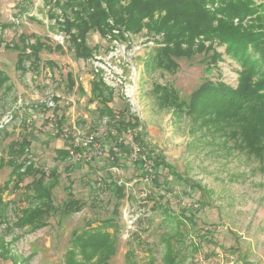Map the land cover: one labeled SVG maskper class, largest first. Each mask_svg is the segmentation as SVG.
<instances>
[{"label": "rangeland", "instance_id": "obj_1", "mask_svg": "<svg viewBox=\"0 0 264 264\" xmlns=\"http://www.w3.org/2000/svg\"><path fill=\"white\" fill-rule=\"evenodd\" d=\"M59 1L56 7L49 0H0V37L4 43L17 42L21 34H35L53 47L59 44L63 48L53 53L43 51L39 68H29L28 62L26 73L15 68L17 52L0 48V69L10 78L0 90V190L12 172L9 145L24 137L32 141L35 166L58 174L46 178V184H52L53 205L58 210L47 219V226L37 230L18 223L22 210L40 204L32 198L34 192L25 188L33 178L26 177L18 189L14 183L4 187L0 264H69L67 252L74 238L112 217L120 231L116 254L109 264H168L165 256L169 246L173 264H264V158L238 149L232 136L204 125L196 116L162 106L155 91L166 86L188 102L192 92L208 79L236 87L240 67L225 55V47L214 42V50L179 59V68L169 72L152 63L155 50L165 46L163 33L144 28L134 34L110 21L112 29L106 36L98 32L88 35L93 53L90 59L79 60L62 31V15L71 16L70 10L63 3L66 0ZM211 44L205 41L207 47ZM116 49L118 68L126 76L136 68L137 78L131 83L130 96L116 94L110 105L115 110L128 105L143 124L148 146L182 178L198 185L197 189L189 191L187 183L175 180L167 168L156 175L162 186L158 187L146 180L127 155L121 166L102 158L89 161V155L85 161H79L86 157L78 155L57 157V150L74 142L65 137L69 132L80 136L96 133L105 155H111L115 148L106 120L97 116L98 104L88 100L96 77L111 89L101 73H93L91 59L96 54L108 56ZM213 51L223 59L216 65ZM68 74L75 82L73 89L69 88ZM109 176L126 186L125 198L118 200L110 192ZM71 200L81 201L84 207L63 215V205ZM163 210H169L171 217ZM132 219L139 220L136 227L130 224ZM207 227L215 229L206 232ZM109 231L114 232L112 228ZM133 232L141 234L140 244L131 237ZM4 249L7 257H3ZM76 260H83L81 253Z\"/></svg>", "mask_w": 264, "mask_h": 264}, {"label": "trees", "instance_id": "obj_2", "mask_svg": "<svg viewBox=\"0 0 264 264\" xmlns=\"http://www.w3.org/2000/svg\"><path fill=\"white\" fill-rule=\"evenodd\" d=\"M53 6H59V0H49ZM70 10L71 16L62 15L64 24L62 31L67 35L70 46L74 49L75 57L79 60L90 59L93 48L88 45L87 39L91 32H98L100 36H106L114 26L124 28L126 31L137 34L144 28L149 32L163 33L165 46L155 50L152 63L159 69L175 72L179 65V59H191L203 52H210L213 43L225 47V55L237 63L240 67L238 83L236 87L211 79L203 82L189 97L188 102L180 100L175 90L166 86L155 89L162 106L172 107L174 111L190 116H196L206 126H214L222 134H228L234 139L237 148L259 159L264 158V3L254 0H66L63 2ZM237 20V23L235 21ZM203 39L202 41L200 39ZM199 40V41H198ZM205 41L212 44L207 47ZM17 52L16 70L26 73L31 69H38L41 61V53L47 51H61L63 48L57 44L52 46L35 34H21L17 42L4 43L0 37V48ZM212 62L215 65L223 61L222 55L213 51ZM30 63L29 68L26 67ZM51 63V62H49ZM53 64V63H51ZM10 81L7 73L0 69V90ZM69 88L73 89L75 82L71 74H68ZM78 86V90L82 91ZM116 93L109 89L99 77L91 82L90 98L88 103H97V116L106 120L108 136L113 138L115 148L111 155H103L96 159H107L113 165L121 166L124 155H129L136 144L154 166V183L162 187L156 175L160 170L168 169V174L175 180L187 183L189 191L199 186L191 184L184 179L162 156L144 140V127L139 118L133 115L128 105L115 110L113 103ZM62 129V128H61ZM128 131L133 135L128 138ZM67 138V137H66ZM67 139H71L67 138ZM97 139V138H96ZM98 140V139H97ZM68 142V140L66 141ZM65 142V145L67 143ZM99 142V140H98ZM32 141L24 137L21 141H14L9 145V162L12 165L10 183L18 189L26 177H32L33 181L25 186L27 191H33L32 198L40 204L22 210L18 223L21 227L28 226L37 230L47 226V219L58 209L53 205L52 184H46L48 176L55 177L56 171H47L35 166L31 160ZM57 150V157L66 159L71 152L74 155L84 157L91 155L93 148L73 147ZM72 155V154H71ZM85 155V157H86ZM94 155V154H93ZM111 157L113 159H111ZM85 159L79 161H85ZM142 170L140 162L135 163ZM114 166V167H116ZM158 177V176H157ZM110 192L121 200L126 196V186L120 182H114L109 176ZM151 183V182H150ZM165 183H163L164 185ZM169 185V184H168ZM4 187L0 190V221L4 219L2 210L6 203L3 200ZM168 188V186H167ZM187 195V194H185ZM117 204L114 214L117 215ZM84 204L79 200H71L63 205L62 214L80 212ZM189 210V209H188ZM169 210L163 213L170 218ZM187 219V218H186ZM193 219V216H188ZM139 220H134L132 225L137 226ZM113 229L112 233L109 229ZM213 227H207L205 231H212ZM120 229L115 218H107L102 224L84 230L73 240V247L67 252L69 264H90L94 258H98L94 264H109L110 258L116 254V235ZM131 237L140 244L141 234L131 233ZM130 237V238H131ZM132 238V239H133ZM195 241V237H192ZM196 243V242H195ZM201 239H199V243ZM169 246L165 256L168 264L174 263V258ZM3 257H7V249H4ZM77 253L82 254V261L76 260ZM130 256L132 251L128 253Z\"/></svg>", "mask_w": 264, "mask_h": 264}, {"label": "built area", "instance_id": "obj_3", "mask_svg": "<svg viewBox=\"0 0 264 264\" xmlns=\"http://www.w3.org/2000/svg\"><path fill=\"white\" fill-rule=\"evenodd\" d=\"M117 46L118 42L116 41ZM140 46H137L138 49ZM117 49L115 52H111L108 56L103 55H95L91 59V67L93 73H101L103 76L104 82L111 86L110 88L119 95L130 96L131 91V83H135V79L137 78L136 68L133 67L132 71L129 75H124V71L118 68V63H116L117 58L119 57L117 54ZM132 58V57H131ZM130 58V59H131ZM120 88V89H117ZM133 104V103H132ZM71 133V134H70ZM134 134L131 131H128V137L131 140ZM65 137L70 138L74 141L73 147H90L92 146L93 152L92 156L94 158H100L105 154L104 148L102 145L99 144L96 133L87 134L85 136H80V133H72L69 132L65 135ZM74 155L73 152H71ZM94 154V155H93ZM86 154H84L85 157ZM91 156V155H90ZM87 157V155H86ZM90 159V158H89ZM111 159H113L111 157ZM129 159L132 162L142 164V171L145 174V178L147 181L152 182L154 180V174L152 173L153 169V162L152 160L148 159L147 156L141 153V150L138 146L133 145V151L129 155ZM198 207V205L196 206ZM135 219L130 221V224L133 223Z\"/></svg>", "mask_w": 264, "mask_h": 264}]
</instances>
